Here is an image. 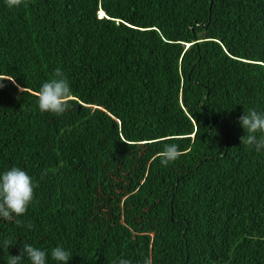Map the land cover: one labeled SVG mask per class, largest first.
Instances as JSON below:
<instances>
[{"label":"trees","instance_id":"1","mask_svg":"<svg viewBox=\"0 0 264 264\" xmlns=\"http://www.w3.org/2000/svg\"><path fill=\"white\" fill-rule=\"evenodd\" d=\"M0 264H264V0H0Z\"/></svg>","mask_w":264,"mask_h":264},{"label":"clouds","instance_id":"2","mask_svg":"<svg viewBox=\"0 0 264 264\" xmlns=\"http://www.w3.org/2000/svg\"><path fill=\"white\" fill-rule=\"evenodd\" d=\"M100 12H102L103 13V11H100ZM100 12H99V15L101 16L102 14H100ZM104 14V13H103Z\"/></svg>","mask_w":264,"mask_h":264}]
</instances>
